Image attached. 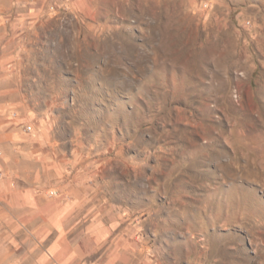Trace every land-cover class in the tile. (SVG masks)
<instances>
[{
	"label": "rangeland",
	"instance_id": "rangeland-1",
	"mask_svg": "<svg viewBox=\"0 0 264 264\" xmlns=\"http://www.w3.org/2000/svg\"><path fill=\"white\" fill-rule=\"evenodd\" d=\"M86 1L7 29L47 193L124 214L130 264H264V0Z\"/></svg>",
	"mask_w": 264,
	"mask_h": 264
},
{
	"label": "crops",
	"instance_id": "crops-1",
	"mask_svg": "<svg viewBox=\"0 0 264 264\" xmlns=\"http://www.w3.org/2000/svg\"><path fill=\"white\" fill-rule=\"evenodd\" d=\"M50 1L0 0V232H4L5 242L4 246L1 244V253L8 252L10 245L22 239L33 242L30 247L21 244L15 248V263L130 264L128 218L116 211L108 218L84 215L74 222L75 202L72 204V199H66L62 193H47L44 173H53L56 168L48 163L44 168L45 161L37 151L42 154L48 149L40 148L38 133L21 131L22 124L33 125L32 119L10 112L13 103L7 100L1 77L7 68V29L23 24L31 14L38 16L49 8ZM67 1L73 9L91 8L86 0ZM26 227L30 232L24 239L21 236Z\"/></svg>",
	"mask_w": 264,
	"mask_h": 264
}]
</instances>
